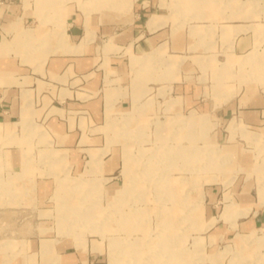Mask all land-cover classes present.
I'll use <instances>...</instances> for the list:
<instances>
[{
  "label": "rangeland",
  "instance_id": "rangeland-1",
  "mask_svg": "<svg viewBox=\"0 0 264 264\" xmlns=\"http://www.w3.org/2000/svg\"><path fill=\"white\" fill-rule=\"evenodd\" d=\"M59 1L63 10L17 0L21 25L4 35V62L28 76L0 73V106L6 82L32 107L53 96L43 115L0 119V243L13 250L0 264H37L46 252L33 248L49 236L85 254L80 264H264V222L225 218L228 208L264 210V0H152L148 15L142 0ZM69 5L109 29L87 26L89 68L53 75L42 58L68 52ZM151 13L161 40L120 42L136 16L151 28ZM27 33L54 42L24 53ZM253 99L263 102L258 124L244 117ZM22 168L15 182L27 186L11 191ZM38 179L49 194L39 196Z\"/></svg>",
  "mask_w": 264,
  "mask_h": 264
},
{
  "label": "crops",
  "instance_id": "crops-1",
  "mask_svg": "<svg viewBox=\"0 0 264 264\" xmlns=\"http://www.w3.org/2000/svg\"><path fill=\"white\" fill-rule=\"evenodd\" d=\"M21 1V0H20ZM147 1L149 2V6L142 8V6H138L137 11L139 13L144 14H150L152 12L151 4L150 2L152 0H142V2ZM243 2L247 3L249 8L252 4L255 5L256 2H259V0H242ZM41 4L48 5V7L55 8L63 10V4L59 0H41ZM80 7L84 6L83 1H79ZM67 7L66 11L64 10V13L66 14V24L63 27V32H60L61 35L63 34L65 37H62L63 43L62 45H67L66 50L68 52L64 53H54L49 54L46 58L48 61V67L50 68V72L53 75L57 74V71L64 70L65 68L68 69L70 67H75L78 65V68H83L82 70H85L89 68L92 60V53L91 49L86 46V44L81 43V39L85 37V32L87 29V26L93 24L92 26L94 28H98L101 30H108L109 25L107 24H99L97 20H85V18L81 15L80 12L76 10V8ZM248 8V7H247ZM101 10V9H100ZM22 5L17 2V0H0V73L4 72L8 74V77H10L11 74H17L22 76H26L24 69H17L12 66V64L7 65L4 60L8 59L7 56H9L8 42L5 40L4 35L6 34L7 30L14 26V24H20V19L22 18ZM151 13V19H150V26H144L142 22L139 21V16L133 18V21L129 22L126 26H124V30H122L121 33L117 34L118 38L121 39L120 42H125L126 40H132L134 47L143 48L147 46L153 45L157 43L159 40L162 39L163 35L160 32V28H156L160 22L157 21V18L155 15H152ZM150 17V16H149ZM160 19V18H159ZM87 21V23H86ZM93 22V23H92ZM21 25V24H20ZM147 25V24H146ZM19 26V25H18ZM233 25H231L232 27ZM239 25H235L232 28L236 29V27ZM17 27V26H16ZM230 27V28H231ZM22 28L21 26L19 27ZM123 28V27H122ZM21 32V30H20ZM40 33V32H39ZM37 34V33H36ZM25 40L26 47L25 49H20L22 52H32L34 48H36V43L43 44V43H53L54 41L44 40H33V38H36V36L32 33H27ZM20 40V39H19ZM33 40V41H32ZM66 43L65 44V41ZM78 40L79 42H75ZM33 42V43H32ZM75 43V44H74ZM33 44L32 47H29V45ZM71 44V45H70ZM79 45L80 47H77ZM65 47V46H64ZM77 49H80L77 51ZM72 50V51H71ZM71 51V52H69ZM146 59H143L142 61H145ZM62 68V69H61ZM59 74V73H58ZM28 76V75H27ZM1 77V76H0ZM5 77H7L5 75ZM5 81V80H4ZM10 81V80H8ZM1 86V85H0ZM54 89V88H53ZM3 90L6 92L5 94V103L1 104L0 106V119H2L1 123L4 126H7L11 123L13 119L16 118V115H28L35 113L36 115H43L46 109H49V101L52 99L53 92L48 94H41V96L37 99V104H35L34 107L30 105V102L22 101L21 98V91L20 87L17 85H11L6 82V84H3ZM26 91L28 89H25ZM56 91V90H54ZM20 94L18 95V93ZM58 92L56 91V95ZM59 95V94H58ZM40 101V102H39ZM254 104L250 106V110L246 111L244 114L245 120L249 123H261L260 119L257 117V112L253 109L262 108L263 102L261 100H252ZM89 107H92L94 105V102H88ZM31 111L28 113V111ZM50 124L54 127L60 130L61 123L59 120L53 116H51L49 119ZM17 153H9L7 162L9 164H15L17 162ZM244 162L245 166H251L253 164L250 157L247 156H241ZM30 168H26L24 170L23 168L20 171H11V175L9 176V186L11 191H16L17 189H20L21 187L27 186V184H16L15 177H22L23 175L28 174ZM30 173H34L36 170L35 168H32L30 170ZM18 174L22 176H18ZM10 183L12 185H10ZM34 186V185H32ZM36 188L39 192V196H45L50 193L52 188V183L50 181L44 180V179H38L36 181ZM5 189L6 186H5ZM245 202L249 203L248 200L244 199ZM245 208L237 207L234 208H228L225 213L227 220H235L237 218L241 219V223H243L245 226H248L249 224H257V223H263L264 222V210L255 211L250 216H245L243 213V210ZM12 243H0V253H2V261H8L11 259L9 257L10 252H13V250H10L6 247V245H11ZM34 246V244H32ZM39 248L38 251L40 252H46V254L42 257L41 260L37 261V264H80L83 262L84 258L86 257L85 254L82 252H78L68 244V242L65 241H59L58 239H54L53 236H49L42 241L39 242V244H35L33 249ZM35 253V252H34ZM26 257L28 255L23 256V259L18 260H12L9 264H25L27 263Z\"/></svg>",
  "mask_w": 264,
  "mask_h": 264
},
{
  "label": "bare ground",
  "instance_id": "bare-ground-1",
  "mask_svg": "<svg viewBox=\"0 0 264 264\" xmlns=\"http://www.w3.org/2000/svg\"><path fill=\"white\" fill-rule=\"evenodd\" d=\"M180 156H181V154H180ZM155 172V171H154ZM172 193V192H171ZM175 195V194H174ZM170 249V248H169ZM171 255V254H170Z\"/></svg>",
  "mask_w": 264,
  "mask_h": 264
}]
</instances>
